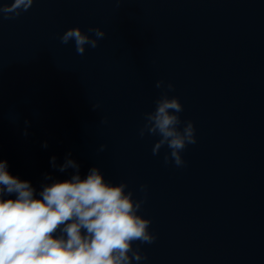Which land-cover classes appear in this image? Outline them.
Listing matches in <instances>:
<instances>
[{
	"label": "water",
	"instance_id": "obj_1",
	"mask_svg": "<svg viewBox=\"0 0 264 264\" xmlns=\"http://www.w3.org/2000/svg\"><path fill=\"white\" fill-rule=\"evenodd\" d=\"M72 27L105 36L78 55L59 39ZM168 83L196 130L183 167L138 134ZM66 157L145 200L156 240L132 245L133 264H264V0H35L0 16V159L39 198L74 173Z\"/></svg>",
	"mask_w": 264,
	"mask_h": 264
},
{
	"label": "clouds",
	"instance_id": "obj_2",
	"mask_svg": "<svg viewBox=\"0 0 264 264\" xmlns=\"http://www.w3.org/2000/svg\"><path fill=\"white\" fill-rule=\"evenodd\" d=\"M34 2L11 0L0 5V16L19 17ZM104 36L99 27H90L87 33L72 27L59 39L65 45L74 42L77 54L83 55L86 46L95 49ZM155 87L164 88V81H157ZM173 90L174 85L168 83L155 109L144 114L138 134L141 138L146 133L158 136L153 155L166 146L164 163L183 167L181 153L197 142L196 130L192 121L181 120L183 105L167 94ZM98 107L93 105L94 110ZM106 147L101 144L98 151ZM51 163L57 167L55 157ZM69 168L74 170L69 179L44 184L37 198L31 183L11 175L7 161L0 159V264H133L146 259L132 246L137 241L151 244L156 240L149 231L151 220L138 215L145 200H134L132 191H125L126 183L107 182L98 167L90 168L82 178L79 164L66 157L59 171ZM140 191L145 192L146 186L141 185ZM13 194L15 199L5 198Z\"/></svg>",
	"mask_w": 264,
	"mask_h": 264
}]
</instances>
